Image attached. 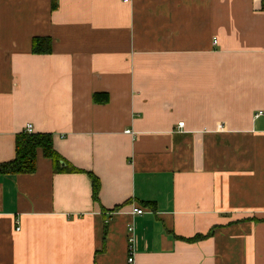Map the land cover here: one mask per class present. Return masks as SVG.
<instances>
[{
	"label": "crops",
	"instance_id": "obj_1",
	"mask_svg": "<svg viewBox=\"0 0 264 264\" xmlns=\"http://www.w3.org/2000/svg\"><path fill=\"white\" fill-rule=\"evenodd\" d=\"M262 3L0 0V264H264Z\"/></svg>",
	"mask_w": 264,
	"mask_h": 264
},
{
	"label": "trees",
	"instance_id": "obj_2",
	"mask_svg": "<svg viewBox=\"0 0 264 264\" xmlns=\"http://www.w3.org/2000/svg\"><path fill=\"white\" fill-rule=\"evenodd\" d=\"M261 9L264 10L262 3ZM51 52V41L49 38H33L32 53L45 55ZM95 99L96 96H95ZM41 152L43 157L49 159L54 171L62 172L61 164L63 160L53 148V139L50 134H26L25 132L15 136L14 158L10 161L0 163V177L7 175H29L35 172V160L37 152ZM72 172H78L71 169ZM92 179L93 198H96L99 183L90 175ZM210 235V234H209ZM208 236V235H207ZM200 237H195L187 242H194Z\"/></svg>",
	"mask_w": 264,
	"mask_h": 264
},
{
	"label": "built area",
	"instance_id": "obj_3",
	"mask_svg": "<svg viewBox=\"0 0 264 264\" xmlns=\"http://www.w3.org/2000/svg\"><path fill=\"white\" fill-rule=\"evenodd\" d=\"M123 2H124V3H128L129 0H123ZM177 126H178L179 128H181V127H183V123H179ZM219 129H221L220 126H219ZM24 131H25L26 134H33V126L30 125V124H27V125L25 126V130H24ZM126 133H129V131H126ZM132 214H133V215H138V216H140V215H142L143 213H142V211L139 210V209H133V210H132ZM19 230H20V228L17 227V228H16V231H19ZM127 231H128L129 249H128V254H127V258H126V264H137L136 259H135V255H134V253H133V242H134V236H133V228H132V226H129V228H128Z\"/></svg>",
	"mask_w": 264,
	"mask_h": 264
}]
</instances>
